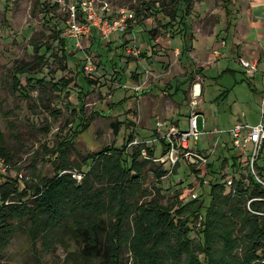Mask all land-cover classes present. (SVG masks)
I'll list each match as a JSON object with an SVG mask.
<instances>
[{
    "label": "rangeland",
    "instance_id": "rangeland-1",
    "mask_svg": "<svg viewBox=\"0 0 264 264\" xmlns=\"http://www.w3.org/2000/svg\"><path fill=\"white\" fill-rule=\"evenodd\" d=\"M78 1L0 0V157L4 153L0 158V208L1 192L15 189V182L23 195L7 200V205L25 203L33 207L37 188L43 189L58 174L70 175L77 185H82L93 165V159L86 163L87 157L122 148L130 134L134 139L125 158L129 161L138 148L143 150L140 160L146 161L135 191L136 202L156 200L165 207H175L178 202L187 203L193 199L192 193L198 192L207 203V188L200 186L198 168L185 162L174 168L169 162H156L163 151L156 124L175 123L185 129L193 111L201 114L200 130L206 132L227 130L239 122L258 123L264 95V0H231V18L225 13L223 0H194L188 17L185 4L176 6L171 0H146L154 4L150 10L142 0H92L98 16L123 22L124 31L109 41L92 32L82 37L79 46L67 37L69 5ZM169 8L178 12L174 33L166 27ZM182 17L194 38H189L187 44L193 46L189 60L181 55L185 45L184 35L179 33ZM229 21L233 23L230 29ZM80 23L84 25L83 19ZM57 30L68 39L65 70L57 57L61 55ZM41 56L45 64L39 61ZM88 56L93 59V74L85 69ZM240 58L257 62L256 77L244 73ZM21 64L29 67V77L35 78L28 82L26 74L18 75L22 86L15 90L13 75ZM218 66L235 73L218 79ZM38 79H44L43 84ZM69 79L72 82L64 86L62 80ZM196 85L200 86V97L193 96ZM222 93L226 97H221ZM81 118L87 127L75 134L72 145L62 153L64 144L81 131ZM222 140L229 138L223 136ZM214 141L203 135L201 151L209 155ZM147 147L155 149L153 158L143 155ZM214 148L212 159L221 152L230 161L237 156L235 151H227L222 142ZM226 163L222 165L225 175ZM161 173L164 175L159 176ZM243 173H247L245 168ZM92 181L96 189L106 184L95 175ZM244 185L253 190L248 180ZM223 194H230V190L224 188ZM242 206L248 211L247 202ZM103 217L106 230L99 232V246L107 249L106 233L113 218L107 214ZM12 225L13 234L0 249V264L107 263L105 256L85 258L86 242L71 229L70 218L47 235L32 225L30 214L14 217ZM189 229L193 244L199 245V222L189 224ZM197 255L202 260L203 256ZM236 255L241 257L242 249ZM122 261L133 264L127 249Z\"/></svg>",
    "mask_w": 264,
    "mask_h": 264
},
{
    "label": "trees",
    "instance_id": "trees-1",
    "mask_svg": "<svg viewBox=\"0 0 264 264\" xmlns=\"http://www.w3.org/2000/svg\"><path fill=\"white\" fill-rule=\"evenodd\" d=\"M171 1L176 6L185 4V16L191 15L194 0ZM142 2L148 10L154 5L148 4L146 0ZM223 2L225 13L228 18H231L233 16L232 1L223 0ZM167 15L170 20L166 27L170 29V33H174L173 24L178 18L177 9L169 8ZM179 23L182 25L179 33L184 35L185 42L181 55L189 60V53L193 50V46L187 44L189 38L191 41L194 38L189 33L185 17H182ZM232 24V21L228 22V29L233 26ZM61 34V30L56 31L61 52V55L57 57L61 59L65 70L69 56L68 44ZM35 48L39 51V46ZM38 59L45 64L44 56ZM31 72L29 67L18 65L13 75V88L17 90L22 86L18 75L26 74L28 82L34 80L35 77H29ZM234 73L235 71L230 68L217 67L218 79ZM244 73L247 75L246 71ZM37 82L43 84L44 79H38ZM71 82L72 79L62 80L64 86H68ZM87 82L93 84V81L89 79ZM224 96L225 93H222L221 97ZM79 126L81 131L75 132L72 139L67 141L70 143L64 144L65 147L60 149L62 153L66 147L69 148L72 145L75 134L87 127V124L82 123V118ZM223 136L229 138V135L225 133L221 137L224 148L227 151H233L230 138L223 141ZM133 139L134 136L130 134L122 148L88 156L86 163L89 159H93V165L90 171L85 173L82 185H77L70 175L58 174L49 179L43 189L37 188L36 199L32 202L33 207L25 203L21 206L7 205V200L23 195L17 182L13 184L15 189L12 191H2L0 249L5 247L13 234L12 219L30 214L32 225L45 230V235L55 232L62 220L70 218L71 229L86 242V248L83 251L85 258L89 259L94 254L99 257L105 256L106 264H123L124 249L131 253L133 264H264V223L260 217L249 213L242 206L251 198H264V188L260 184L252 182L253 190L249 191L241 182H238L237 195L233 197L230 196L231 194L224 195L223 185L213 179L208 186H205L207 203L206 200L199 198L190 199L187 203L178 202L175 207H165L156 200L139 204L134 196L142 180V168L146 161L140 160L143 150L138 148L133 150L129 161L125 158ZM145 152L149 157L155 156V149L147 147ZM110 153L113 155H109ZM3 154L1 157L4 158ZM214 156L209 154V166L212 174L215 175L222 171V165L225 162H235V155H232V161L224 157L222 152L212 159ZM170 168L173 167L170 165ZM94 175L106 184L96 189L92 181ZM163 175L161 173L159 176ZM251 205L255 210L264 211V202H253ZM105 214L113 218L106 233L107 249L101 247L102 236L99 235L100 231L106 230L103 217ZM173 215L177 218L174 219ZM193 222L200 224L201 243L196 246L189 237L191 232L189 224ZM239 249L243 251L241 257L236 255ZM197 253L203 256L202 260Z\"/></svg>",
    "mask_w": 264,
    "mask_h": 264
},
{
    "label": "built area",
    "instance_id": "built-area-1",
    "mask_svg": "<svg viewBox=\"0 0 264 264\" xmlns=\"http://www.w3.org/2000/svg\"><path fill=\"white\" fill-rule=\"evenodd\" d=\"M69 9L70 22L67 37L78 46L82 37L89 36L92 32H96L103 41H109L111 37L124 31L123 22L108 21L98 16L92 0H80L69 5ZM105 10H108L107 7ZM132 17L130 15V18ZM80 19H83L84 25L80 23ZM239 64L249 77H254L257 72V62L251 63L244 58H240ZM85 69L89 74L94 73L92 57H86ZM260 107V119L257 124L239 122L228 130L217 128L210 132L201 131L199 126V116L201 114L196 111L189 114L187 128L185 129L180 128L175 123L157 122L155 131L158 140L163 142V151L156 162H169L173 168L181 162H185L193 168H198L203 187L208 186L210 181L215 179L224 188L229 189L232 195L237 194V183L241 182L244 185L247 180L249 184L256 182L264 188V95ZM225 133L229 135L231 148L237 153V156H235L234 163L228 162L227 171L225 170L227 175L223 171L215 175L212 174L209 166V155L201 151L199 144L202 136L208 135L209 141L215 140L210 146L213 147L210 154H215L216 148L214 147H220L221 137ZM143 155L147 156V153L144 151ZM243 168L247 171L246 175L243 173ZM74 177L81 178L77 175H74ZM191 196L193 199H198L199 193H192ZM253 202H264V198H251L247 201L246 206L249 213L260 217L264 223V211L253 209L251 205Z\"/></svg>",
    "mask_w": 264,
    "mask_h": 264
},
{
    "label": "bare ground",
    "instance_id": "bare-ground-1",
    "mask_svg": "<svg viewBox=\"0 0 264 264\" xmlns=\"http://www.w3.org/2000/svg\"><path fill=\"white\" fill-rule=\"evenodd\" d=\"M193 96L194 97H200L201 96V89L199 85H196L193 90Z\"/></svg>",
    "mask_w": 264,
    "mask_h": 264
},
{
    "label": "crops",
    "instance_id": "crops-1",
    "mask_svg": "<svg viewBox=\"0 0 264 264\" xmlns=\"http://www.w3.org/2000/svg\"><path fill=\"white\" fill-rule=\"evenodd\" d=\"M263 65V64H262Z\"/></svg>",
    "mask_w": 264,
    "mask_h": 264
}]
</instances>
